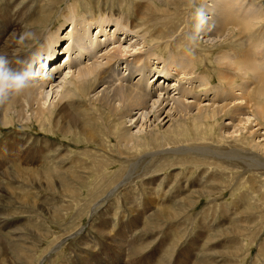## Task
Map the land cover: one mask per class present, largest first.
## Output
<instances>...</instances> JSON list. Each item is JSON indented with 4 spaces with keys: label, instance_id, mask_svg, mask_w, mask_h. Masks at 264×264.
<instances>
[{
    "label": "rangeland",
    "instance_id": "rangeland-1",
    "mask_svg": "<svg viewBox=\"0 0 264 264\" xmlns=\"http://www.w3.org/2000/svg\"><path fill=\"white\" fill-rule=\"evenodd\" d=\"M79 1L0 0V23L2 24L3 19L6 16H10L13 10L22 14L25 10L31 9L27 15H32H28L32 18L33 13L36 14L33 17L35 20L33 19L32 24H36L50 13L51 15L48 14V18H51L50 22H57L58 24L55 23V25H62L61 30L58 32L61 39L57 44V51L62 52L68 44L66 34L73 25H69V23L63 24L59 14L66 12V9H69L67 6L73 5L76 15L71 17L77 16L74 18L75 21L78 17H86L89 14L86 11L87 8L99 7L107 10L106 12L120 13L123 17L129 19L131 23H135L134 28L137 26L141 27L143 29L142 36H147L152 31V35L145 39L144 43L146 42L147 44L144 45L145 47L142 51L147 49L154 50V43L149 41L154 36L158 38L169 37L168 40L171 41L178 36H182L178 46L183 48L186 46L184 41L189 40L186 35L184 36L186 30L185 21H187L185 16L188 15L187 19H190L191 14L189 15V13L192 12L188 3L184 7L179 5L180 7L175 9H173L172 5L171 7L173 8H169L170 10L168 11L163 7V3L160 5V2L156 1L157 3L153 2L154 4H150L148 9L142 7L134 8L133 14H131V6L136 2L142 5L141 0H90L87 3H91L93 6L88 7V4H77ZM166 1L171 4L179 2V0ZM204 1L194 0L191 6L197 7V11L201 10L200 6L202 4L210 5L209 1ZM239 1L242 3L241 10H245L247 14L249 12L251 15L254 14L253 22H257L258 18L264 17V0ZM250 3L252 7H248ZM44 6L47 7L42 8ZM78 6L79 10L76 8ZM156 6H158L159 11ZM259 6L260 9L258 10ZM180 8H183V10ZM31 12L33 13L31 14ZM156 15L158 18H165V20L159 23ZM229 18L235 22L242 21L238 16L232 14ZM138 21L143 23L137 24ZM163 22L170 27L169 30H167V26ZM182 22L183 24H181ZM75 23H77L76 30H79L82 22ZM254 25L255 27L249 31V34L238 33L235 30L233 34H230L233 26H225L224 32L220 37L214 36L201 39V36L196 34L197 36L195 38H192L194 36L190 37L189 41L197 45V52L205 48L211 49L210 54L208 53L209 63L207 60L203 62V58H198V65L195 67L196 74H194V76L199 74L198 76L208 77L211 85L217 84L216 76L213 73L217 63L214 61H217L218 58L223 59V55L227 56V60L229 57H234L235 60L240 61L241 57L244 56V44H248L249 51L251 55L253 54L252 57L251 55L249 56L250 61L252 63L255 59L254 64L257 69L255 70L256 73L249 72V80L246 78L248 81L246 82L247 90L251 95V104L255 106L258 103V106L264 109L263 97L255 95L256 92L254 93V91L261 90L264 86L261 80L256 81L255 75L257 74L264 80V65L258 61L261 54H264V21ZM2 26L4 25L2 24ZM21 26L19 25L18 29H16L15 36H18L19 32H21ZM35 28L38 27L34 26L33 29ZM110 30L113 31L112 28ZM164 30L167 32L166 37L162 33ZM9 32L4 31V36L0 39V50L3 49L9 39L13 38L10 37L12 34L8 35ZM92 35L93 37L96 36L97 40L104 39L101 36L102 34L97 35V30L95 29L92 31ZM138 36V38L130 37L131 39L126 36H117V39L124 41L123 45H128V43L133 44L138 39L141 40V35ZM18 38L19 36L16 39ZM261 45L262 47H260ZM111 47L106 50L109 51ZM141 47L142 45L138 48L140 49ZM254 48L256 49L254 50ZM186 49L189 52L194 51L189 45L186 46ZM258 49L259 51L257 52ZM15 50L16 48L9 50V59L13 57ZM165 50L164 45L161 50H154L156 53L154 58L158 60H148L152 66L151 68L154 70L169 68L173 75L179 74L178 79L174 78V80L182 84L186 83L185 86L188 87L185 81L189 77H182L183 73L188 74V70L182 71L177 66L169 65L170 53L168 50L165 52ZM129 53L131 54L133 51ZM130 54H127L126 57ZM59 55L58 60L63 65L66 60L65 55ZM92 57L89 56L80 63L75 62V59L71 57L73 61L70 63V72H75V69L77 72V68L82 66V64L93 63L95 58ZM260 65L262 66L259 67ZM202 70L205 73L207 72V76L200 73ZM229 72L234 76L236 84L233 85V88L236 90L238 89L236 85L242 83L244 79H239L238 74H236L239 71L232 72L230 70ZM208 74L214 79L210 78ZM61 76V72H58L53 77V79L55 78L53 85L59 84L58 82L63 77ZM136 80L137 78L133 82H136ZM155 80L156 83L153 80L149 81L153 84L155 83V85H162L160 77H156ZM171 80L167 84L165 83L164 86L167 85V87L171 88L173 85ZM55 90L57 89L55 88ZM47 91H49V88H47ZM59 92L60 89L57 90V94L50 95L48 98L49 102L45 105L56 102L60 96ZM176 92L178 91L171 90L170 95ZM228 94L230 95L229 98L232 97L231 99L238 97L237 94L232 92ZM228 94L224 93L221 98ZM187 99L192 102L191 98ZM238 101L232 100L229 106L236 105V103H239ZM57 102L62 103L63 101ZM207 103V100L203 101V104ZM218 104L221 105L223 102ZM169 108V106L165 108L164 113L160 116L161 119L158 121H154L153 117H149L146 122L140 119L135 127L131 125L132 123L126 122L127 126L131 125L132 132H135L140 127V129L145 131L142 134L146 135L145 138H142L137 143H120V145L125 146L118 152L116 151V146H114L115 143H54L59 145V149L62 148L59 152L60 159L63 160L60 167L63 169L70 168L68 170L71 172L61 176L63 179L60 177L62 182L65 183V187L63 186L64 189L62 190L63 196L58 192L52 196L50 193L45 194L38 190V182L35 178L38 177V171H40L42 166L40 152L44 148L43 144L15 143L16 140L14 139L13 141L14 135L19 136L21 132L26 130H22L19 126H16L17 129L15 127H1L0 174H3H1L0 178V190L2 191H0V220H3L5 224L1 221L0 234L4 237L7 234L9 236L4 238L0 235V238L2 237L0 239V264H11L13 262L22 264L23 262L21 261L23 259V264H38L37 261L41 258L45 259L41 264H264V120H259V126H255L254 119L250 117L247 124L241 123L239 127L231 128L230 125H227L229 129H225L226 133L219 135L220 133L217 134V131L220 132L219 126L228 123V116L224 115L218 119L216 124L212 123L207 126V129L205 128L207 134L204 133L202 137L199 132L195 131L201 129L199 127L200 123H193L191 116H175L171 112L174 124L170 125L172 124L171 120L161 122ZM252 108L249 109L253 112ZM246 111L249 116V110ZM147 112H149L148 109ZM29 113L30 111L27 112V114ZM191 114L194 115L195 110ZM32 125L26 131L30 134L29 138L33 140L43 139V135H47L44 130H38L37 124L33 120ZM180 126H183L185 130L189 127V130L191 129L193 132L191 133V135H194L192 136L193 138L191 135H188L189 137L187 135L184 136L187 140L181 138L183 134L181 130L177 132H180L181 136L174 133V129H178ZM213 128H215V131H213ZM246 130L254 132L253 135L249 136ZM48 136H51V134L48 133ZM196 136L200 140L196 139ZM126 138L128 140V137ZM194 138L198 141L193 140ZM61 139L59 137V140L57 139L56 141L66 142V140ZM51 141H53L52 138ZM130 144H133V146ZM127 145L130 146L128 147ZM181 146L186 148L202 147L212 152L208 150L203 153H195L193 151L169 152ZM62 150L65 151L63 152ZM222 153H226V155ZM140 156L143 159L139 160L140 162L132 171V177L130 176L128 181L116 187V183L121 182L125 173L127 174L130 171L132 161L133 163L136 162ZM16 169H19L20 172L18 170L15 172L14 170ZM46 170L50 171L48 168ZM4 171H9V173L4 174L6 173ZM18 173H22V175ZM28 178H31V180H27ZM199 178L201 179L199 180ZM205 180L207 181L205 182ZM56 184L54 186L58 188L60 184ZM20 187L21 189H18ZM204 191L207 193L209 191L210 197L200 196ZM75 194L77 195L73 196ZM105 197L109 198L98 207V210L96 208V213L90 217L93 219L90 227V218H87V215L91 210L87 208L80 210L79 208L84 201L93 203L101 201ZM77 203L80 205L76 206ZM105 206L108 207L105 208ZM85 213L87 214L84 215ZM150 214L154 215L150 216ZM135 215L136 217L141 216V218H136ZM53 248H57V250ZM29 252L31 255H29ZM2 253L4 257L1 255ZM26 256L31 259L29 260ZM11 259L13 260L11 261ZM32 259L33 261H31Z\"/></svg>",
    "mask_w": 264,
    "mask_h": 264
},
{
    "label": "bare ground",
    "instance_id": "bare-ground-1",
    "mask_svg": "<svg viewBox=\"0 0 264 264\" xmlns=\"http://www.w3.org/2000/svg\"><path fill=\"white\" fill-rule=\"evenodd\" d=\"M89 1L90 0H80L79 2H77V4L85 5V4H88L87 2ZM156 1L160 2L159 3L160 5L161 3H163L164 4L163 7H165V10H168V11L170 10L169 8L171 9L173 7H174L173 9L179 8L180 7L179 5L181 6L183 5L184 7L188 3V6L189 8H191L190 10H192V12L189 13V15L191 14L190 19H187L188 15L185 16L186 17L185 19L187 21H185L186 30H185L184 36L186 35V38L189 40H190V37L194 36L192 38H195L197 35L201 36V39L209 38V37L212 38L214 36L220 37V35H222L224 32L225 26H233V30L230 32V34H233L234 30L238 33H242V34L248 33L249 34V31L255 27L254 24H260L261 21H264V17H262L260 19L258 18L257 22H253L254 14L251 15L250 12L247 14L245 10H241L242 3L239 0H205V1H209L210 5H206V4L205 5L202 4V6L199 5L202 9L200 8L201 10H198V11L196 10L197 7L191 6L194 0H179V2H173L172 4L167 3L166 0L164 1L163 0H141V3H143L144 5L138 4L136 2L133 5L134 7L131 6L130 12H132L131 14H133L134 8L137 9V8L142 7V8L148 9V6L150 7V4L153 5ZM172 5L173 7H171ZM251 5H252L251 3L248 4V7H252ZM88 6H93V5L89 3L87 7ZM46 7L47 6H44L42 8H46ZM67 7H69V9H66L67 10V11L65 10L66 12H61L59 14L61 16V20L63 21V24L69 23V25H73V27L66 34L67 35L66 40L68 44L63 51L65 54H68V60L66 62L67 65H65V61H64L63 63V66L65 65L64 67L56 65V63L54 62V58L58 57L59 52H60V51H57V44L59 40L61 39L58 35V32L59 30H61L62 25L60 24L55 25V23L56 24L58 23L50 22L51 18H48L49 17L48 14L50 13H48L43 19H41L36 24H32V21L34 19L33 17H35L34 15H36L35 13H33L34 11L31 12V14L32 13L34 14L33 17L31 18L29 16H32V15L30 14H28L29 16L27 15V13L31 11V9L25 10L26 13L24 11V13L22 14L16 12V10L15 11L13 10L12 11L13 14L10 12L11 15L6 16L5 19H3L2 24L4 26H2V24L0 23V26H1L0 39L2 36H4V31H10L8 35L12 34L11 36L10 35L9 36L13 37L12 39H9L8 42L4 45L3 49L0 50V55L6 56L7 59L9 60V67L14 70H21L27 64L31 63L33 65L34 70L41 73V75L37 77V79H34L30 83L29 87L21 91L19 94H14L10 96L8 100L5 101L4 103H0V128L1 127H8V128L15 127L16 128V126H19L22 130L27 131L29 130L30 126H33L32 125V120H33L34 123L36 122L38 130H44L47 133V135H43L44 136L43 139H36V140L29 138L30 134L26 131L21 132V135L19 136L15 134L14 138L12 137L13 141L14 139L16 140L15 143H40V144L42 143L43 144L44 148L43 149L41 148L42 151L40 152V159H41L42 166L40 168V171H38V177L37 178L34 177L36 181L38 182V186H37L39 188L38 190H40L41 192L45 194L50 193L52 194V196L54 193L58 192L59 194L63 196L64 193L62 190L64 189L63 186L65 185V183L62 182L61 176H63L64 174L71 173L69 172L70 170H68L70 168L63 169L60 167V165L62 164L61 161L63 160L60 159L59 152L62 148L59 149V145L54 144V143H78V144L79 143H84V144L85 143H89V144L90 143L91 144L92 143L94 144L95 143H99V144H104V143L114 144L115 143L114 146H116L115 148H116V151L118 152L120 151V149H123L122 148L123 146H125L122 144L120 145V143H128V144L137 143L141 141L142 138H145L146 134L144 133L142 134L144 130L140 129L139 127L135 132H132L131 125H134L135 127L137 125V121L141 119V121L145 120L146 122V120H148L149 117H153L154 121L160 120L161 119L160 116L164 113L165 108L168 106L170 108L164 114V117L162 118L161 122H163L164 120H166L165 122H168L171 120L172 124L170 125H173L174 121L172 119V115H175V116L181 115L182 117L183 115L191 116L192 117L191 121L193 123L194 122H197V124L200 123L199 127L201 129L195 130L197 128L194 127L195 128L194 130L197 131V133L199 132L200 135H202V137L204 133L207 134L205 132L206 131L205 128L211 125L212 123L216 124L218 119H220L224 115L228 116V123L219 126L220 132L217 131V134L220 133L219 135H221V133H224L225 129L226 130L229 129L227 125H230L231 128L239 127L241 123L247 124V122L250 120V117L254 119L253 122L255 123V126H259L258 124L259 120H264V109L259 107L258 103L255 106L251 104V99H250L251 95L249 94V91L247 90L248 86L246 85V82H248L247 79L249 80L248 74L249 72L256 73L255 70L257 69L254 64L255 59L253 58L254 62L252 63L250 61L249 56L251 55V53L249 51L250 48L248 44L246 43L244 44V47H245L244 56L241 57L240 61L235 60L234 57H229V59L227 60L226 55H223V59L218 58L220 61L218 59L217 61H214L215 63H217V65L215 64L217 67L213 71V73L216 76L217 84L211 85L208 77L206 78L204 76H198L199 74L194 76V74H196L195 67H197L198 65L197 64L198 58L199 59L203 58L202 59L203 62L207 60V62L209 63L208 53L210 54L211 52L210 48H205L206 50L204 49V50H200V52H197V47H196L197 45L187 40V41H184V43H186V46L189 45L194 50L193 52H189L186 49V46L185 48L178 46V42L180 41V39H182V36L176 37L175 40L173 41L168 40L169 37L165 36L167 34V32H165L166 29L162 32L163 36H165L166 38L164 37L158 38L156 36L152 37V39H150L149 41L154 43L153 45L154 50L156 51L161 50V47H163L164 45L166 49L165 52L168 50V52L170 53L169 54V62H170L169 65L177 66L178 69L180 68V70L182 71H184L185 69L188 70V74L183 73V76H182L183 78L189 77V79L185 81L187 82V85H188V87H186L185 86L186 83L182 84L179 81L174 80V78L178 79L179 74L173 75L171 71H169L170 70L169 68H163L162 70H159V69L154 70L151 68L152 66L150 65L148 60H152V59L158 60L157 58H154L156 56V53L154 52V50L152 51V49H147L146 51H142V49L145 47L144 45L147 44L146 42L144 43L145 39L149 38L152 35V31H150L147 36H142L143 29L141 27L137 26L134 28L135 23H131L129 19H126L125 17H123V15H121L120 13L116 12L115 14H113L110 11L106 12L107 10H104L99 7L87 8L86 11H88L89 14L86 17H78V19L74 21V18H76L77 16H74L73 18L71 16L76 15V10L73 9L74 8L73 5H70ZM157 7L158 6H156V8ZM76 8L79 10V6ZM180 9L183 10V8H180ZM257 9L259 10L260 6ZM42 10L44 11V9ZM197 12H201L203 14L202 21L199 17H197L196 15ZM231 14L238 16L242 21L235 22L231 20L229 18ZM160 17H163V16H160ZM156 19L159 23L165 20V18H158L157 15H156ZM80 21L82 22L81 28L79 30H76L77 23L75 22H80ZM138 23H143V22L138 21L137 24ZM164 23L165 22H163V24ZM181 24H183V22ZM19 25L20 26L22 25L21 26L22 29H21V32H19V35H18L19 38L16 39L18 36H15V33ZM34 26L38 28L33 29ZM108 27L110 28L108 29ZM91 28H92V31L94 29L97 30V35L102 34L101 36H103L104 39L97 40L95 38L96 36L93 37ZM111 28L113 29V31L110 30ZM169 28L170 27L167 26V30H169ZM25 32L32 33V36L27 37L23 41H21L20 37ZM138 35H141L140 37L141 40L138 39L133 44L128 43V45L127 44L123 45L124 41L119 40V38L117 39V36H126L127 38H130L132 36L131 38L133 37L138 38L139 37ZM114 39L116 40L113 42ZM68 41H71V42H68ZM94 43H96L95 46H93ZM140 45H142V47L139 49L138 47ZM109 47L111 48L109 51H107ZM260 47H262V45ZM260 47L259 49H261ZM11 48H16V50H15L13 57L9 59L8 53ZM96 49L97 51H94ZM255 49L256 48H254V50ZM259 49L257 50V52L259 51ZM73 51L77 53L74 58L75 62H78L80 58H83L85 61V59L88 58L89 56H93L92 58H95V61L90 64H87V63L84 65L82 64V66H79L77 68L78 69L77 72L75 69V72L71 73L70 63H72L73 60L71 59L70 54ZM131 51H133V53L130 54L129 52ZM4 52L5 54H3ZM172 52H175V53L172 54ZM127 54H130V55L126 57ZM47 55L49 56V58ZM46 58H48V61H49L47 64L45 63ZM41 59L42 61L40 62ZM258 61L259 63L264 65V54H261V57L258 59ZM261 66L262 65H260L259 67ZM65 70L67 71L65 72ZM204 70H202L200 73L207 76L206 74L207 72L205 73ZM230 70L232 72L239 71L240 76H239V72L238 73L236 72V74H238L239 79L241 78L244 79L243 82L241 81L242 83L236 85V87H238V89L236 90L235 88H233V85L236 83L234 80V76H232L231 72H229ZM58 72H61V75L63 77L61 76L62 78L58 82L59 83L58 85H53L55 81V78L53 79V77L56 76ZM208 75L210 76V78H212L210 74ZM255 75H256V81L261 80V83L264 84V80L261 77H259L257 74ZM156 77H160L161 80L162 79L163 80L173 79L171 80L173 83L172 87L169 88L167 87V85L164 86L165 82H162V86L158 84L155 85V83L154 85H150L153 83H151L149 80L155 81ZM135 78H137V80L136 82H133ZM47 88H49V91H47ZM55 88L57 90L60 89V92H59L60 96L58 97L59 99L57 101L61 100L63 102L61 103V102L56 101L46 106L45 104L49 102L48 98L50 97V95H53L54 93L57 94V90H55ZM171 90H175L178 92L174 93L173 95H170ZM230 92L237 94L238 97L235 96L236 98H233V99H231L232 97L229 98L230 95L228 93ZM224 93L228 95H225L224 98H221V96ZM254 93L255 95L257 94L259 97L261 96L264 99V86L261 90L254 91ZM209 97H211V99H209ZM187 98H191L192 102H189ZM204 100H207L208 103L203 104ZM232 100L234 101L239 100L238 101L239 103H236V105H233V106H229ZM222 102L223 104L221 105L218 104ZM251 107H253L252 108L254 110L253 112L250 111L249 109ZM147 109L149 110V112H147ZM193 110H195L194 115L191 114ZM245 110H249V113H250L249 116L247 115L248 113L247 111L245 112ZM28 111H30L29 114H27ZM171 112H172V115H171ZM245 115L247 116L244 117ZM136 116L137 118H135ZM126 122L130 124L132 123V124L131 125L129 124L127 126ZM179 128L174 129V133H177L178 130H181L183 132L181 138H185L184 136L186 135L188 136V135H191V133H193L191 129H190L191 131L189 130V127L186 130L184 129L183 126H180ZM214 129L215 128H213V131H215ZM9 130L11 131V129ZM48 133L51 134V136H48ZM179 133L177 134L181 136V134ZM246 133L250 136V135H253L254 132H248L246 130ZM192 136L194 135H191V137ZM59 137L62 138L61 140L63 139L66 140V142L61 141V140H60L61 142L56 141L57 139L59 140ZM126 137H128V140ZM7 138L9 139V137ZM51 138L53 139V141H51ZM197 138L198 137L196 136V139ZM196 139L194 138L193 140H196ZM4 143H7V142H4ZM130 145L133 146V144H130ZM207 150L208 149H205L202 147L186 148V147L181 146L179 148L177 147L175 149H172L169 152L177 153L180 151H183V152L193 151L195 153H203ZM208 151L212 152L210 150ZM226 153H229V152H226ZM226 153H222V154L226 155ZM140 159L142 160L143 158H141L140 156L136 162L133 163L132 161L130 171L127 172V174L125 173L123 180L121 182L116 183V187H118V185H120L121 183H124L125 181L129 180L132 171L141 161ZM46 168L50 169V171H47ZM17 170L18 172H20L19 169H16L14 171L16 172ZM7 173H9V171H7L4 174H7ZM1 174H0V178H1ZM19 175H22V173ZM29 179L31 180V178H28L27 180ZM35 179L33 180L35 181ZM200 179L201 178H199V180ZM206 181L207 180H205V182ZM56 183L60 184L58 188H55L54 186ZM112 184H115V183H112ZM18 189H21V187ZM111 190H110V194L112 193ZM204 192L203 193L199 192L201 193L200 196L205 195L206 197H210V195L207 192L205 193ZM11 194L13 193L11 192ZM76 195L77 194L73 196H76ZM108 198L105 197L103 200L95 201L93 203H87L84 201L83 204L81 205L83 207L80 206L79 209L81 210V209L87 208L88 210H91L89 213L87 212L88 213L87 218L88 217L90 218L92 215H94V213H96L95 209L97 208L98 210V207H100L101 204L104 203V201ZM78 204L79 203H77L76 206L80 205ZM107 207L108 206H105V208ZM66 208H69V207H66ZM83 212H86V211H83ZM87 213H85L84 215H86ZM162 213H163V210H162ZM151 215H154V214H150V216ZM136 218H141V216L136 217ZM89 220H90V227H91L92 226L91 221H93V219L90 218ZM1 221L3 220H0V223ZM3 224H5L4 221H3ZM6 236H9V235L7 234L5 235V237ZM5 244H6V241H5ZM18 244H19V241H18ZM58 247L60 248V246ZM55 249L57 250V248ZM42 251L44 252V250ZM23 252L27 253L25 251ZM48 252L46 253L48 254ZM1 255L4 257L3 253ZM29 255H31L30 252H29ZM28 257L26 256V258ZM33 259L31 261H33ZM12 260L13 259H11V261ZM36 260L37 259L35 257V261ZM44 260H45L44 258H41L40 260L38 259L37 262L38 264H41L43 263ZM21 262L24 263V259Z\"/></svg>",
    "mask_w": 264,
    "mask_h": 264
},
{
    "label": "clouds",
    "instance_id": "clouds-1",
    "mask_svg": "<svg viewBox=\"0 0 264 264\" xmlns=\"http://www.w3.org/2000/svg\"><path fill=\"white\" fill-rule=\"evenodd\" d=\"M202 21L203 14L196 13ZM32 36V33L25 32L21 35L20 40ZM41 75L40 72L34 70L31 63L27 64L21 70H14L9 67V60L6 56L0 55V103H4L14 94H19L21 91L29 87L30 83Z\"/></svg>",
    "mask_w": 264,
    "mask_h": 264
}]
</instances>
